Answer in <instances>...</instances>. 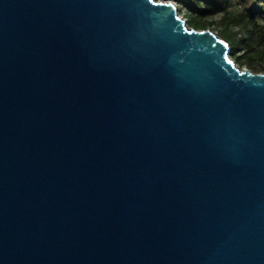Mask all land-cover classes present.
<instances>
[{"label":"water","instance_id":"obj_1","mask_svg":"<svg viewBox=\"0 0 264 264\" xmlns=\"http://www.w3.org/2000/svg\"><path fill=\"white\" fill-rule=\"evenodd\" d=\"M171 1L0 0V264H264V72Z\"/></svg>","mask_w":264,"mask_h":264},{"label":"trees","instance_id":"obj_2","mask_svg":"<svg viewBox=\"0 0 264 264\" xmlns=\"http://www.w3.org/2000/svg\"><path fill=\"white\" fill-rule=\"evenodd\" d=\"M187 14V25L195 29L207 28L212 21L210 17L220 14L222 24L220 36L230 45V54L234 62H245L253 66L256 59H264V0L255 8L243 7L242 0H179ZM237 5V8L235 6ZM260 21L262 23H260ZM230 25L239 26L246 31L244 36L237 37V32L230 33ZM237 51H242L238 55Z\"/></svg>","mask_w":264,"mask_h":264},{"label":"rangeland","instance_id":"obj_3","mask_svg":"<svg viewBox=\"0 0 264 264\" xmlns=\"http://www.w3.org/2000/svg\"><path fill=\"white\" fill-rule=\"evenodd\" d=\"M155 1H160V0H155ZM236 1L237 0H233V4H235ZM241 3L243 7L248 8V9L255 8L259 4L257 0H242ZM235 8L239 9L237 5L235 6ZM177 11H178V14L182 16L183 18H186V19L188 18L187 14L185 13L182 7H179ZM220 17H221L220 14L210 17L209 19L210 21H212V23L207 27L208 29L213 31L218 36H220V31H221V28L223 27L222 24L219 23ZM260 23L262 22L260 21ZM229 31L231 34L234 32H237V37L244 36V34H246V31L243 28H239V26H235V25H230ZM237 54L242 55L243 52L237 51ZM231 58H233V55H231ZM244 60L245 58H242V62H235V63L239 68H248L251 71L256 72V73L264 72V59H256L253 66H249Z\"/></svg>","mask_w":264,"mask_h":264},{"label":"built area","instance_id":"obj_4","mask_svg":"<svg viewBox=\"0 0 264 264\" xmlns=\"http://www.w3.org/2000/svg\"><path fill=\"white\" fill-rule=\"evenodd\" d=\"M160 1H171L172 3L175 4V6L177 7V9L179 7H181L180 1L179 0H160ZM182 17V16H181ZM186 19V18H185Z\"/></svg>","mask_w":264,"mask_h":264}]
</instances>
